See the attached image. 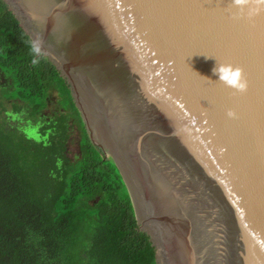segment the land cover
<instances>
[{"label":"water","instance_id":"water-1","mask_svg":"<svg viewBox=\"0 0 264 264\" xmlns=\"http://www.w3.org/2000/svg\"><path fill=\"white\" fill-rule=\"evenodd\" d=\"M118 167L157 264H264V12L232 0H2ZM216 64L243 69L226 87ZM231 113V115H229Z\"/></svg>","mask_w":264,"mask_h":264},{"label":"trees","instance_id":"trees-1","mask_svg":"<svg viewBox=\"0 0 264 264\" xmlns=\"http://www.w3.org/2000/svg\"><path fill=\"white\" fill-rule=\"evenodd\" d=\"M32 47L0 0V76L9 81L0 96V264H157L118 167L89 138L65 79ZM51 92L56 107L43 115ZM24 110L26 128L11 124Z\"/></svg>","mask_w":264,"mask_h":264},{"label":"clouds","instance_id":"clouds-1","mask_svg":"<svg viewBox=\"0 0 264 264\" xmlns=\"http://www.w3.org/2000/svg\"><path fill=\"white\" fill-rule=\"evenodd\" d=\"M231 8L238 15L251 17L260 12H264V0H232ZM38 44H33L32 51L39 52ZM36 61L33 60V63ZM217 79L226 87L236 92L246 90L247 81L242 68L232 64H216L212 69ZM231 115V113H229Z\"/></svg>","mask_w":264,"mask_h":264},{"label":"rangeland","instance_id":"rangeland-1","mask_svg":"<svg viewBox=\"0 0 264 264\" xmlns=\"http://www.w3.org/2000/svg\"><path fill=\"white\" fill-rule=\"evenodd\" d=\"M8 79L0 76V96H1V91L2 88H7L8 86ZM0 100H2L0 98ZM4 103L6 104V106L8 107L9 110H11L10 107V101L8 100H4ZM56 107V95L54 92H51L49 95V100H48V106L47 108L43 111V115H48L50 114ZM26 111L24 110L19 116H15L10 123L13 125H19V126H24L26 125V121H25V115H26ZM25 127V126H24ZM26 128V127H25ZM67 155L69 158H71L72 160H75L78 158L79 156V151H78V135L77 132L75 131V129H73V131L71 132V135L69 137L68 143H67Z\"/></svg>","mask_w":264,"mask_h":264}]
</instances>
